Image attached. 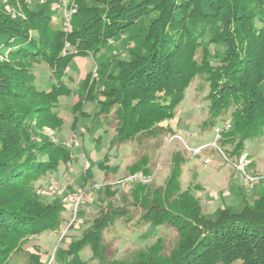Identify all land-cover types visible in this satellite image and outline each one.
Instances as JSON below:
<instances>
[{
	"label": "trees",
	"instance_id": "trees-1",
	"mask_svg": "<svg viewBox=\"0 0 264 264\" xmlns=\"http://www.w3.org/2000/svg\"><path fill=\"white\" fill-rule=\"evenodd\" d=\"M73 2L78 9L73 15L80 24L72 30H66L65 18L59 24L53 21L52 6L38 10L24 6L23 14L18 15L0 11V264H15L20 258L26 264H48L39 248L32 251L25 243L40 232L57 229L64 219L65 206L42 198L35 183L71 159V149L43 128L55 129L57 120L62 123L57 109L60 99L71 93L69 70L75 56H101L102 98L94 99V84L88 86L85 79L86 97L78 98L72 108L79 107L76 116L81 118L85 105L94 104L90 123L83 122L84 131L98 141L111 134L110 148L168 131L159 122L173 114L192 79L205 66L215 84L210 105L213 117L221 116L222 121L224 114L231 115V123L222 124L224 129L227 124L230 128L220 143L233 144L231 152L239 155L248 140L264 133V0ZM130 43L132 49L124 47ZM211 44L224 47L222 53L212 56ZM121 47L129 59L113 54ZM40 63L50 69L49 78L44 79L48 88L41 87L42 77L35 72ZM76 125L75 119L72 126ZM150 161L143 155L132 164L130 174L152 175ZM183 163L186 158L179 151L160 186L152 184L153 179L131 182L130 194H121L122 206L112 202L119 196V189L112 185L119 182L91 180L85 187L93 176L92 163L81 172L82 189L97 184L109 206L101 207L68 247L58 246L53 261L264 264V194L239 211L221 209L208 214L194 193L200 184L190 182L182 188ZM98 164L101 170L108 168L105 159ZM68 189L51 191L62 195ZM129 204L140 214L143 226L154 227L151 238L155 240L120 257L108 256L111 241L107 232L131 219ZM160 226L174 230L173 237L167 241V235L157 233ZM87 248L90 254L85 257Z\"/></svg>",
	"mask_w": 264,
	"mask_h": 264
},
{
	"label": "rangeland",
	"instance_id": "rangeland-1",
	"mask_svg": "<svg viewBox=\"0 0 264 264\" xmlns=\"http://www.w3.org/2000/svg\"><path fill=\"white\" fill-rule=\"evenodd\" d=\"M73 1L47 0L48 4L44 5L41 0H2L0 11L7 10L13 15H18L19 13L23 14L24 6L33 10L52 6L55 9L52 11L53 21L59 24L65 18L63 24L66 30H72L80 24L77 21L79 18L74 16L78 9ZM58 4H60L59 7H57ZM71 9L73 12H70ZM68 21L70 25L66 26L65 23ZM123 35L120 38L121 42H124L125 35ZM121 42L115 43L120 44ZM110 43H114V41ZM125 46L132 49L133 44H125ZM124 49L121 47L113 54L116 58L129 59L128 52ZM211 49L210 54L213 56L215 53L221 54L224 47L218 49L217 45L211 44ZM104 51L103 54L109 55L111 50L105 53ZM200 55L199 53L197 56L199 61L201 60ZM98 57L101 58V56L94 58L92 55L75 56L69 70L72 76L71 93L60 99L57 109L62 123L57 120L55 129L49 126L43 128L44 132L55 138L56 142H63L71 149L69 162L62 163L58 171L48 173L35 183L36 189L40 188L41 193L39 194L42 198L51 202L57 201L65 206L64 219L57 229L46 230L30 237L25 243L26 248L32 251L39 248L43 252V258L49 259L48 264H58L53 261L57 247H68L71 240L81 236L84 229L91 224L101 207L109 206L105 201L106 197L96 186L87 198L88 201L79 205L78 210L75 211L74 195L76 192L81 190L84 185L88 187L91 180L100 184L119 182L112 185V188L119 189L118 199L113 198L112 202L116 206L125 205L121 200V194H130L131 182L148 183L153 179L152 184L155 186L164 184L170 174L174 156L179 151L186 158V163L182 165V188L186 189L190 182L191 184H200L194 193L206 213L215 214L221 209L239 211L244 204L251 203L264 194V133L262 137L248 140L239 155L231 152L233 144L229 143L225 146L221 144L223 133L228 129L226 126L224 129L222 124L230 122L231 115L230 113L224 114L222 121L221 116L213 117L210 105L214 99L215 84L209 79V72L205 70L206 66L204 72L203 70L199 71L200 73H197L192 79L173 114L159 122V126L168 129L164 134H159L156 137L139 136L134 140L110 148L111 134L104 135L102 140L98 141L89 132H85L83 122L90 123V113L94 109V104L88 102L85 105L86 112L81 118L76 116L80 111L79 107L74 111L72 107L78 98L86 97L87 84L88 86L91 83L94 84L93 91L96 101L102 98L101 89L105 85H102L103 72L99 67L100 59ZM35 72L39 77H42L41 87L48 88L44 83L50 76L48 65L38 64L35 66ZM85 79H87L86 85L83 84ZM91 95H93L92 92ZM75 119L77 125L74 127L72 122ZM216 119L218 122L213 125L212 122L217 121ZM218 129L221 131L219 132ZM94 133L97 135L99 132ZM143 155L149 156L151 160L152 175L147 176L143 172H136L133 175L137 174L139 177L128 182L129 177L133 176L130 174L132 164ZM244 157L246 161L241 164L240 160ZM103 159L108 165L106 170L99 168L98 161ZM92 163H94L93 176L83 185L81 172L91 167ZM116 165L117 168L112 169ZM51 182L68 187L67 193L52 194ZM129 201H132L131 198ZM129 206H131L130 211L133 212L127 224L124 226L122 221L118 222L122 225L112 227L107 232L108 240L111 241L108 256L120 257L127 251L145 246L155 240V238H151L154 227L149 224L143 226L140 214L135 208H132V205L129 204ZM157 233L167 235L168 241L170 237H173L174 230L160 226ZM89 254V248L84 250L85 257H88ZM19 260L15 264H26L25 260L23 261L21 258ZM233 264H241V261Z\"/></svg>",
	"mask_w": 264,
	"mask_h": 264
},
{
	"label": "built area",
	"instance_id": "built-area-1",
	"mask_svg": "<svg viewBox=\"0 0 264 264\" xmlns=\"http://www.w3.org/2000/svg\"><path fill=\"white\" fill-rule=\"evenodd\" d=\"M47 0H41L42 3H45ZM60 4L57 5V7H59ZM70 12H73V9H71ZM66 26H69L70 23L69 21L65 23ZM227 128L230 127V124H227L226 125ZM219 132L221 131V129H218ZM219 135V134H218ZM245 157L244 159H241L240 160V163L241 164H244L243 162H245ZM139 176H137V174L133 175L132 177H129L128 179V182H130L131 180H134V178H138ZM98 187V185H94V186H91L89 187L88 189H81L79 190L78 192L75 193L74 195V205H75V211L78 210V207L79 205H81L83 202H85L87 200V198L91 195V192L93 189H95V187ZM50 190H59V191H64L65 190V187L64 186H60L58 183H53L51 186H50Z\"/></svg>",
	"mask_w": 264,
	"mask_h": 264
}]
</instances>
